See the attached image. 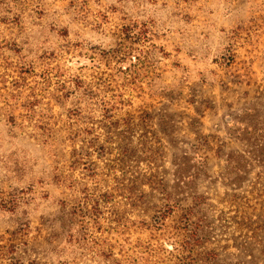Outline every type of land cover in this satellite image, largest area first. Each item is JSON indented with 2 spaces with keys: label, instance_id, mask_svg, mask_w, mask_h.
<instances>
[{
  "label": "rangeland",
  "instance_id": "obj_1",
  "mask_svg": "<svg viewBox=\"0 0 264 264\" xmlns=\"http://www.w3.org/2000/svg\"><path fill=\"white\" fill-rule=\"evenodd\" d=\"M0 264H264V0H0Z\"/></svg>",
  "mask_w": 264,
  "mask_h": 264
}]
</instances>
